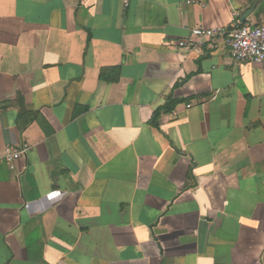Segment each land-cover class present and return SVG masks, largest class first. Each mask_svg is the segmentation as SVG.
<instances>
[{
    "label": "crops",
    "instance_id": "crops-1",
    "mask_svg": "<svg viewBox=\"0 0 264 264\" xmlns=\"http://www.w3.org/2000/svg\"><path fill=\"white\" fill-rule=\"evenodd\" d=\"M238 22L264 0H0V264H264V62L178 46Z\"/></svg>",
    "mask_w": 264,
    "mask_h": 264
},
{
    "label": "built area",
    "instance_id": "built-area-1",
    "mask_svg": "<svg viewBox=\"0 0 264 264\" xmlns=\"http://www.w3.org/2000/svg\"><path fill=\"white\" fill-rule=\"evenodd\" d=\"M209 40H221L238 62H264V24L238 22L231 27L197 26L187 38L178 42V46L188 51L198 50ZM30 148L28 143L9 145L0 151V163L13 169L17 162L27 157Z\"/></svg>",
    "mask_w": 264,
    "mask_h": 264
},
{
    "label": "trees",
    "instance_id": "trees-1",
    "mask_svg": "<svg viewBox=\"0 0 264 264\" xmlns=\"http://www.w3.org/2000/svg\"><path fill=\"white\" fill-rule=\"evenodd\" d=\"M114 70H117V69H114ZM104 74L105 73L102 71V73H101L102 79L109 80ZM181 102H182L181 99H175V98L170 99L162 108H160L156 111V114H155L156 118L159 117V115L162 112L172 111Z\"/></svg>",
    "mask_w": 264,
    "mask_h": 264
}]
</instances>
